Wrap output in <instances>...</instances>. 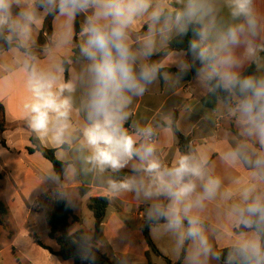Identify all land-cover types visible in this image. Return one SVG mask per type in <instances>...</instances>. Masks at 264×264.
I'll use <instances>...</instances> for the list:
<instances>
[{
  "label": "clouds",
  "instance_id": "1",
  "mask_svg": "<svg viewBox=\"0 0 264 264\" xmlns=\"http://www.w3.org/2000/svg\"><path fill=\"white\" fill-rule=\"evenodd\" d=\"M225 8L227 17L222 15ZM81 14L74 61L67 46ZM50 15L62 17L67 31L55 34L62 58L49 55L42 61L32 51L33 30ZM144 25L147 31L141 33ZM189 26L194 34L192 63L199 61L198 74L214 82L210 90L220 89L235 99L230 111L246 137L236 139L224 159L233 166H250L252 179L222 194L221 180L209 173L205 156L177 151L166 163L157 155L156 129L150 123H133L131 132L124 127L133 99L142 97L162 74L164 63L151 56L166 48L174 34H186ZM262 33L254 0H0V38L14 55L12 63L20 65L29 94L23 104L29 127L41 138L51 133L58 144L74 147L86 171L102 176L130 166L133 174L121 180L109 177L108 188L150 201L149 220L166 221L188 264L220 259L201 218L206 202L218 194L226 202L225 219L240 229L224 264H264V76L240 73L245 60L264 50V43H256L264 40ZM73 63H79V70L66 69ZM256 63L258 69L264 67ZM190 66L182 64L180 73ZM163 76L168 80L167 73ZM164 123V130L171 131L170 116Z\"/></svg>",
  "mask_w": 264,
  "mask_h": 264
},
{
  "label": "crops",
  "instance_id": "2",
  "mask_svg": "<svg viewBox=\"0 0 264 264\" xmlns=\"http://www.w3.org/2000/svg\"><path fill=\"white\" fill-rule=\"evenodd\" d=\"M254 7L264 25V0H254ZM227 13V8L223 9L222 15L227 17ZM83 21L84 16L77 15L67 46L74 61L78 58L76 50H79ZM66 31L62 17L48 16L41 27L33 30L32 51H38L34 54L42 61L49 55L62 58L55 34ZM140 31L146 32L147 25ZM176 36L174 34L172 39ZM256 43H264V40L258 39ZM242 51V48L238 49V52ZM13 59L9 49L0 52V115L3 114L6 124L0 134V202L7 209V215L0 220V264H75L73 258H62L42 247L37 240L54 251L60 250L58 243L49 236V220L59 200L68 201L74 216L80 220L74 222L69 231L84 230L93 237L95 219L87 203L94 197L109 200L106 217L96 237V247L113 264H188L185 249L178 246L175 235L166 229V221L149 220L150 201L137 198L134 192H116L108 188L109 177L121 180L132 175L130 166L102 176L86 171L74 147L58 144L51 133L41 138L29 127L23 113V104L29 94L18 72L20 65H14ZM154 61L164 63L162 74L142 97L133 99L131 116L124 127L131 132L133 123L141 127L150 123L156 129L157 155L166 163L171 162L177 151L205 156L209 173L221 180V194L226 189L236 190L250 182V166H233L224 159V153L235 145L236 139H246L240 135L241 126L230 111L235 106V99L229 103L219 98L214 107L203 103V98L210 92L209 82L199 74L186 77L177 72L184 63L191 65L186 70L190 71L199 62L192 63L191 53L174 50ZM256 61L264 65V50H258L255 57L245 60L240 73L255 64L260 77L264 76V67L258 69ZM65 67L79 70L80 65L73 63ZM165 69L175 71L164 72ZM12 72L16 75H11ZM163 73L168 74V80L164 79ZM68 75L66 71V79ZM78 97L79 93L77 104ZM166 116L171 117V131L164 130ZM76 119L73 114V122ZM178 134L188 139L184 150ZM37 142L43 149L53 152L61 164L60 173L37 147ZM256 147H259L258 143ZM225 207L226 202L218 194L215 200L206 202L201 212L204 232L213 252L217 253L228 248L240 231L225 219ZM184 224L187 226L186 220ZM208 264L221 263L210 257Z\"/></svg>",
  "mask_w": 264,
  "mask_h": 264
},
{
  "label": "trees",
  "instance_id": "3",
  "mask_svg": "<svg viewBox=\"0 0 264 264\" xmlns=\"http://www.w3.org/2000/svg\"><path fill=\"white\" fill-rule=\"evenodd\" d=\"M174 6L179 7V5H174ZM192 27L193 26H189V29L186 34L178 35L175 38H173L170 41L169 45L164 49V51L157 56L152 55L151 60L154 61L159 57L163 56L164 54L174 50H183L188 53H191L189 51V45H190V41L194 39ZM6 49H9L8 45H6L3 42V39L0 38V52ZM36 52L38 51L33 50V53ZM76 53L77 54L79 53L78 49L76 50ZM200 67H201L200 62H197L194 64L193 68L190 71H186L182 75L186 77H190L191 75H196L198 74L197 69H199ZM166 71L170 72L175 70L165 69L164 72ZM177 72L180 73V71ZM241 75L255 76L257 78L260 77L255 64H252L250 67H248ZM212 84H214V82L209 83L210 89L212 88ZM219 98L229 103H231L233 100V98H230L226 92L220 89H216L214 91L210 90V92L203 98V103L206 106L214 107ZM173 125L175 127V118L173 120ZM5 127L6 124L2 114L0 115V134L3 133ZM178 136L180 140L181 149L184 150L188 146V139H186L181 134H178ZM37 147L43 152V154L49 160L52 161L54 167L60 173L61 164L55 159L53 152L43 149L38 142H37ZM82 190L84 191L85 189ZM108 205H109V200L105 197H94L88 201L87 206L89 210L92 212L95 219L94 236L89 237L84 230H78L75 233H71L69 231L71 225L74 222H79L80 220L79 218L74 216L73 210L68 201L66 200L57 201L56 209L54 213L51 215L49 220V236L58 243V245L60 246V250L54 251L50 247H47L44 244H42L39 240H37V243L40 244L42 247L48 249L52 253L61 256L62 258H73L75 264H113L110 258L96 247V237L100 231L101 224L106 217ZM6 215H7V209L0 202V220ZM157 221L162 222L165 220L160 219ZM145 231H146V227H145ZM149 242L152 244L150 239ZM227 251L228 248H225L218 252L220 253L219 262L221 264H224V261L227 256Z\"/></svg>",
  "mask_w": 264,
  "mask_h": 264
},
{
  "label": "built area",
  "instance_id": "4",
  "mask_svg": "<svg viewBox=\"0 0 264 264\" xmlns=\"http://www.w3.org/2000/svg\"><path fill=\"white\" fill-rule=\"evenodd\" d=\"M43 35H44V36H47V34H46V33H43ZM154 139H155V137H154Z\"/></svg>",
  "mask_w": 264,
  "mask_h": 264
}]
</instances>
